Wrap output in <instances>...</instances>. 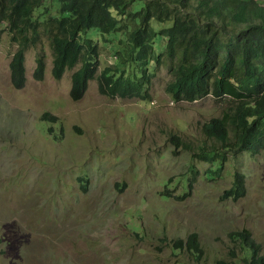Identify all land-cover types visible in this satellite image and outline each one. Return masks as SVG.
Returning <instances> with one entry per match:
<instances>
[{
    "label": "rangeland",
    "instance_id": "1",
    "mask_svg": "<svg viewBox=\"0 0 264 264\" xmlns=\"http://www.w3.org/2000/svg\"><path fill=\"white\" fill-rule=\"evenodd\" d=\"M90 33L100 39L99 76L123 37ZM16 48L0 31V264H217L241 253L230 234L242 230L264 255V152L224 149L203 133L234 106L229 97L174 102L166 60L151 100L104 95L96 78L74 101L75 70L56 80L46 42L27 52L26 84L17 90ZM42 51L46 75L36 81ZM45 113L58 122L42 121ZM236 173L246 194L225 199ZM193 233L199 257L186 247Z\"/></svg>",
    "mask_w": 264,
    "mask_h": 264
},
{
    "label": "trees",
    "instance_id": "2",
    "mask_svg": "<svg viewBox=\"0 0 264 264\" xmlns=\"http://www.w3.org/2000/svg\"><path fill=\"white\" fill-rule=\"evenodd\" d=\"M92 30L98 38L123 37L112 66L99 76L100 39H94ZM0 31L17 46L10 61L11 84L17 90L26 84L27 52L45 42L56 80L75 70L74 101L84 97L96 78L104 95L151 100L154 77L168 60L173 79L166 92L174 102L212 96L234 103L222 117L204 124L206 137L224 149L253 156L264 152V0H0ZM46 59L44 51L36 56V81L45 78ZM41 120L58 122L49 113ZM245 194V176L236 173L223 198L238 201ZM230 236L241 253L233 249L231 261L217 264H264L261 245L249 231ZM186 247L198 257L203 254L196 233Z\"/></svg>",
    "mask_w": 264,
    "mask_h": 264
}]
</instances>
